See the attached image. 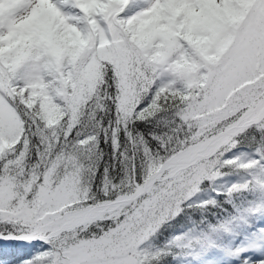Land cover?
Instances as JSON below:
<instances>
[{
    "label": "snow or ice",
    "instance_id": "1",
    "mask_svg": "<svg viewBox=\"0 0 264 264\" xmlns=\"http://www.w3.org/2000/svg\"><path fill=\"white\" fill-rule=\"evenodd\" d=\"M0 264H264V0H0Z\"/></svg>",
    "mask_w": 264,
    "mask_h": 264
}]
</instances>
